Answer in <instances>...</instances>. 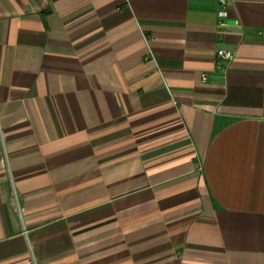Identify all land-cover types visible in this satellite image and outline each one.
Returning <instances> with one entry per match:
<instances>
[{"label":"crops","instance_id":"1","mask_svg":"<svg viewBox=\"0 0 264 264\" xmlns=\"http://www.w3.org/2000/svg\"><path fill=\"white\" fill-rule=\"evenodd\" d=\"M218 2L0 0V264H264V0Z\"/></svg>","mask_w":264,"mask_h":264},{"label":"built area","instance_id":"2","mask_svg":"<svg viewBox=\"0 0 264 264\" xmlns=\"http://www.w3.org/2000/svg\"><path fill=\"white\" fill-rule=\"evenodd\" d=\"M229 17V12H228V2L227 0H219L218 2V10H217V18L220 22V25L222 26V22ZM237 24V23H236ZM216 58H217V63H229L233 59V53H231L228 50L225 49H217L216 50ZM218 65V64H217ZM207 75L202 74L201 75V81L205 82L207 80Z\"/></svg>","mask_w":264,"mask_h":264}]
</instances>
